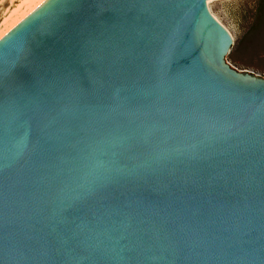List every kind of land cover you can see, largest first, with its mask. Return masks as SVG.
Instances as JSON below:
<instances>
[{
    "label": "water",
    "instance_id": "water-1",
    "mask_svg": "<svg viewBox=\"0 0 264 264\" xmlns=\"http://www.w3.org/2000/svg\"><path fill=\"white\" fill-rule=\"evenodd\" d=\"M211 0H46L0 39V264H264V77Z\"/></svg>",
    "mask_w": 264,
    "mask_h": 264
},
{
    "label": "rangeland",
    "instance_id": "rangeland-1",
    "mask_svg": "<svg viewBox=\"0 0 264 264\" xmlns=\"http://www.w3.org/2000/svg\"><path fill=\"white\" fill-rule=\"evenodd\" d=\"M18 4L0 0V24ZM208 8L234 40L227 63L237 71L264 77V0H211Z\"/></svg>",
    "mask_w": 264,
    "mask_h": 264
},
{
    "label": "bare ground",
    "instance_id": "bare-ground-1",
    "mask_svg": "<svg viewBox=\"0 0 264 264\" xmlns=\"http://www.w3.org/2000/svg\"><path fill=\"white\" fill-rule=\"evenodd\" d=\"M45 1L46 0H18V8L8 13L4 21L0 24V39L34 12Z\"/></svg>",
    "mask_w": 264,
    "mask_h": 264
}]
</instances>
